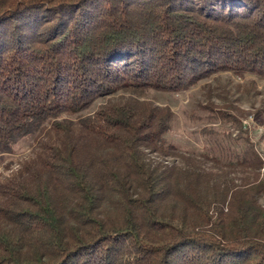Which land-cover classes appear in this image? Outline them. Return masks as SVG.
<instances>
[{"label":"trees","instance_id":"obj_1","mask_svg":"<svg viewBox=\"0 0 264 264\" xmlns=\"http://www.w3.org/2000/svg\"><path fill=\"white\" fill-rule=\"evenodd\" d=\"M219 71L264 76V0L0 1V159L33 139L0 172V264H264L240 108L207 105L218 127L184 148L140 98Z\"/></svg>","mask_w":264,"mask_h":264},{"label":"rangeland","instance_id":"obj_2","mask_svg":"<svg viewBox=\"0 0 264 264\" xmlns=\"http://www.w3.org/2000/svg\"><path fill=\"white\" fill-rule=\"evenodd\" d=\"M250 79H253L254 83H251ZM237 86L240 89L236 90ZM241 87H248L249 92H242ZM121 93L122 91H116L102 96L83 112H91L108 99L119 98ZM142 97L156 105L170 107L173 116L165 136L184 148L202 147L205 143L203 128L218 127L219 121H211L212 111L207 105L211 104L210 106L217 108L231 103L241 110L240 114L238 113L241 127L229 122H226L224 127L227 131H232V136L242 133L241 128L247 130L256 149L264 156V76L248 73L240 77L229 71H219L197 80L186 89L176 92L150 89L140 96ZM32 143V135L20 139L13 150L0 159V172L5 170L6 166L17 167L18 160L31 151ZM173 158L174 156L167 157L169 161ZM174 160L178 161L175 158ZM260 201L264 202V199L260 198Z\"/></svg>","mask_w":264,"mask_h":264}]
</instances>
